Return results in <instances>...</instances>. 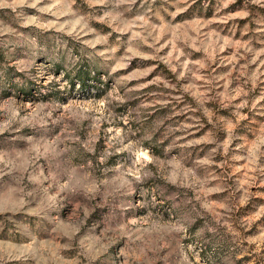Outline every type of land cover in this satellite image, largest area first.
I'll return each instance as SVG.
<instances>
[{"label": "rangeland", "instance_id": "rangeland-1", "mask_svg": "<svg viewBox=\"0 0 264 264\" xmlns=\"http://www.w3.org/2000/svg\"><path fill=\"white\" fill-rule=\"evenodd\" d=\"M0 264H264V0H0Z\"/></svg>", "mask_w": 264, "mask_h": 264}, {"label": "trees", "instance_id": "trees-1", "mask_svg": "<svg viewBox=\"0 0 264 264\" xmlns=\"http://www.w3.org/2000/svg\"><path fill=\"white\" fill-rule=\"evenodd\" d=\"M79 81H80L81 84H83V80H82L81 77H79Z\"/></svg>", "mask_w": 264, "mask_h": 264}]
</instances>
